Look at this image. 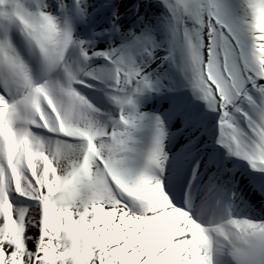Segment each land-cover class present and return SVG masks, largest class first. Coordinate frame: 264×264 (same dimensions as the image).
Segmentation results:
<instances>
[{
	"label": "snow or ice",
	"instance_id": "obj_1",
	"mask_svg": "<svg viewBox=\"0 0 264 264\" xmlns=\"http://www.w3.org/2000/svg\"><path fill=\"white\" fill-rule=\"evenodd\" d=\"M0 264H264V0H0Z\"/></svg>",
	"mask_w": 264,
	"mask_h": 264
},
{
	"label": "bare ground",
	"instance_id": "obj_2",
	"mask_svg": "<svg viewBox=\"0 0 264 264\" xmlns=\"http://www.w3.org/2000/svg\"><path fill=\"white\" fill-rule=\"evenodd\" d=\"M121 11H124V9L122 8ZM130 18V17H129ZM178 146V145H177Z\"/></svg>",
	"mask_w": 264,
	"mask_h": 264
}]
</instances>
